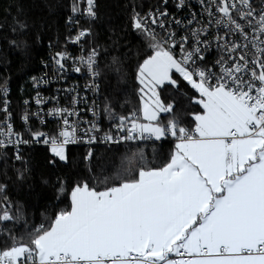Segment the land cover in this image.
I'll return each instance as SVG.
<instances>
[{
  "label": "snow or ice",
  "instance_id": "obj_1",
  "mask_svg": "<svg viewBox=\"0 0 264 264\" xmlns=\"http://www.w3.org/2000/svg\"><path fill=\"white\" fill-rule=\"evenodd\" d=\"M160 3L163 7L143 15L134 11L132 17L133 28L150 49L136 70L142 107L113 116L118 135L105 133L104 139L174 137L178 142L168 162L141 167L134 178L103 190L87 180L75 184L68 192L70 208L56 213L49 226L40 224L27 239L10 234L12 244L0 249V264H264V0H198L203 12L186 21L168 10L169 0ZM86 4L87 14L95 17V0ZM174 7L189 5L175 0ZM78 10L74 5L73 12ZM197 16L205 22L193 28ZM179 28L191 39L180 35ZM89 34L82 30L73 42ZM213 43L220 55L208 66L205 54ZM97 55L93 49L79 58L94 76L99 75ZM68 58L56 53L59 69ZM177 74L198 93L192 99L202 111L194 114L192 129L176 117L161 121V113L174 112V103H166L161 90L165 85L178 88ZM7 92L0 85L5 117L0 120V149L14 146L15 159L23 160L19 145L29 141L13 129ZM35 102L45 101L37 93ZM141 113L146 122H140ZM48 114L62 117L61 130L55 136L42 131L31 135L67 161V146L78 141V125L68 117L78 113L55 108ZM32 115L39 113L25 112L21 119L27 123ZM99 131L93 123L85 135ZM95 139L91 135L87 142ZM5 187L0 184V192ZM66 191L61 185L60 194ZM7 201L5 196L0 206ZM12 219L4 209L0 220Z\"/></svg>",
  "mask_w": 264,
  "mask_h": 264
},
{
  "label": "trees",
  "instance_id": "obj_2",
  "mask_svg": "<svg viewBox=\"0 0 264 264\" xmlns=\"http://www.w3.org/2000/svg\"><path fill=\"white\" fill-rule=\"evenodd\" d=\"M77 0H0V85L10 88L19 108L20 92H30V79L49 57L51 46L64 45L71 36L67 24ZM96 20L90 21L88 42L98 50L102 84V117L111 131L114 117L126 116L141 108L137 65L150 51L145 38L132 26L134 11H144L157 0H96ZM24 24L26 27L21 28ZM90 37V38H89ZM179 87L165 85L161 98L174 103L173 113L161 114L167 123L174 117L186 128L195 126L194 114L202 111L193 102L198 93L178 75ZM1 96V95H0ZM107 109V111H106ZM176 138L137 146L99 147L88 151L68 149L67 161H60L49 149L36 147L23 151V161L15 162L9 153L0 154V215L6 209L13 219L0 220V249L11 246L10 234L27 239L35 227L49 226L55 214L70 208L68 192L87 180L103 190L122 178H134L141 167L158 168L168 162ZM55 161V163H50ZM21 173L23 174L21 176ZM67 190L60 194L59 189Z\"/></svg>",
  "mask_w": 264,
  "mask_h": 264
},
{
  "label": "built area",
  "instance_id": "obj_3",
  "mask_svg": "<svg viewBox=\"0 0 264 264\" xmlns=\"http://www.w3.org/2000/svg\"><path fill=\"white\" fill-rule=\"evenodd\" d=\"M77 1L81 4L79 10L73 12V9H71L67 20L71 36L67 38L64 45L60 47H50L49 57L47 60L42 62L41 70H39L38 73L33 77L35 80L33 78L30 79V92L26 93V89H22L20 92V94L23 95H21L19 100V108L15 107V100L12 95V90L7 88V99L9 100V111L11 112L10 122L13 124L14 131L19 133L22 139L29 141L28 144L19 145V152L22 156L25 149L41 147L50 150V145L43 143L42 138L39 142L35 141L31 135V132L42 131L49 135L55 136L62 127L61 116L48 114L50 110L55 108H65L69 111L78 113V115L68 117L70 123L78 125V141L75 144H69L66 150L81 148L93 153L99 147L146 145L161 142L165 139L155 140V138H137L132 141H120L119 143L108 142L104 139L105 133H111L114 137H116L118 134L116 133L114 126L111 131L106 130L104 126L102 117V84L100 74L94 76L93 73L88 70L86 65L82 64L79 60L81 56L86 58L93 49H95L97 53L98 50L89 44L88 35L82 37L79 42H73L80 31L87 29L86 25L90 21L96 20L97 16L95 15V17H91L87 14L86 0ZM259 2L260 0H256L257 4H259ZM187 3L189 5L188 8L176 10L174 7L175 0H169L168 10L177 19L184 21L190 19V14L192 13L203 12L198 0H187ZM158 7H163V4L160 3V0H157V4L154 7L144 11L138 10L136 12H140L143 15L146 14L150 9ZM94 11L95 13L97 11L96 0ZM205 19H207V17H205ZM197 20L199 23H194L191 27L199 28L205 22V20H201L199 16H197ZM172 27L176 28L175 25H172ZM176 30L180 35H189V38L191 39L190 34L185 29L179 28ZM156 31L161 34L163 32V30L159 28H157ZM211 31L213 36H215L217 29L214 25ZM211 39L212 37L210 36L209 40ZM57 52H65L69 57L67 60L63 61L65 64V68L63 70L59 69V66L55 63L54 57L56 56ZM205 55L207 57L206 63L208 66H212L220 55V52L216 49V45L213 43L211 49ZM95 59L96 64L94 65V68L99 73V53ZM75 67H80L81 71H74ZM37 93H39V97L45 101L44 103L39 105L36 104L35 101L37 98ZM2 99L3 96L1 95L0 101H2ZM25 101L28 103L26 104ZM25 112L30 114L39 113V116L32 115L31 119L25 123L21 119ZM4 118V114L0 112V120H3ZM140 122H142V115ZM93 123L99 127L100 131L85 135V130L89 129ZM91 135H94L96 139L94 142L88 143V138ZM119 135L123 134L121 133ZM13 139H16V137L14 136ZM16 151V147L9 146L8 148L0 149V154L9 153L13 157V160L17 162L23 161L15 159Z\"/></svg>",
  "mask_w": 264,
  "mask_h": 264
},
{
  "label": "rangeland",
  "instance_id": "obj_4",
  "mask_svg": "<svg viewBox=\"0 0 264 264\" xmlns=\"http://www.w3.org/2000/svg\"><path fill=\"white\" fill-rule=\"evenodd\" d=\"M77 6L78 7V9H79V7H80V3H78V1H76L74 4H73V6ZM73 6H72V8L71 9H73ZM178 75V74H177ZM51 152V151H50ZM52 153V152H51ZM88 158H90L89 156H88Z\"/></svg>",
  "mask_w": 264,
  "mask_h": 264
},
{
  "label": "crops",
  "instance_id": "obj_5",
  "mask_svg": "<svg viewBox=\"0 0 264 264\" xmlns=\"http://www.w3.org/2000/svg\"><path fill=\"white\" fill-rule=\"evenodd\" d=\"M141 107H142V105H141ZM161 114H164V113H161ZM141 115H142V113H141ZM142 122H146V121H143V118H142ZM195 122V121H194ZM162 139H164V138H162ZM177 143V142H176Z\"/></svg>",
  "mask_w": 264,
  "mask_h": 264
},
{
  "label": "bare ground",
  "instance_id": "obj_6",
  "mask_svg": "<svg viewBox=\"0 0 264 264\" xmlns=\"http://www.w3.org/2000/svg\"><path fill=\"white\" fill-rule=\"evenodd\" d=\"M90 38V37H89ZM90 42V41H89ZM90 44V43H89ZM58 46H61V45H58ZM3 155V154H2ZM16 162V161H15Z\"/></svg>",
  "mask_w": 264,
  "mask_h": 264
}]
</instances>
